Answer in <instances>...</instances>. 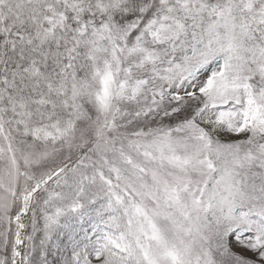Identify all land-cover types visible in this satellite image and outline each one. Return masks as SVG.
<instances>
[{
	"label": "snow or ice",
	"instance_id": "obj_1",
	"mask_svg": "<svg viewBox=\"0 0 264 264\" xmlns=\"http://www.w3.org/2000/svg\"><path fill=\"white\" fill-rule=\"evenodd\" d=\"M0 264H264V0H0Z\"/></svg>",
	"mask_w": 264,
	"mask_h": 264
}]
</instances>
